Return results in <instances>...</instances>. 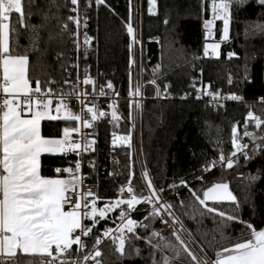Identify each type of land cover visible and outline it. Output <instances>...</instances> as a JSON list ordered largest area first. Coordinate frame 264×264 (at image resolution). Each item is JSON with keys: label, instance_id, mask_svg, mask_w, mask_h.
<instances>
[{"label": "snow or ice", "instance_id": "1", "mask_svg": "<svg viewBox=\"0 0 264 264\" xmlns=\"http://www.w3.org/2000/svg\"><path fill=\"white\" fill-rule=\"evenodd\" d=\"M93 4L97 8L101 5L107 7L106 0H83V6L82 0H63V4L50 0L45 11L40 0H0V264H24L25 261L27 264H103L101 246L105 242L122 259L140 257L141 249L135 244L131 252L127 248L133 240L146 246V259L150 264H264V220L257 224L253 219H243L239 211L243 205L229 183L214 182L208 187L203 186L205 173L211 174L218 166L231 170L240 166L241 158L245 166L258 157L264 160V112L257 115L249 110L244 118L242 134L237 126L239 122L232 126L231 151L225 155L218 143V157L207 160L200 169V175L194 176L201 183L200 188L193 187L183 178L167 188L157 187L147 170L139 178L140 183L135 182V173L130 172L126 183L118 188L115 199L102 201L92 188H85V177L81 175L84 153L95 152L96 141H89V134H82L81 128H92L95 121L108 115L101 110L99 98L109 97V93L119 96L111 81L98 84L86 63L93 39L86 30L88 10ZM252 4L261 10L260 19H264V0H200L205 40L203 57L220 56L221 42L229 40L235 12L246 10ZM128 5L129 17L125 25L130 38L128 104L129 107H139L141 100L138 98L143 97L145 85L139 79L133 83L132 69L138 67L140 73L144 70L135 52L137 45L142 46V41L137 38L131 23V0H128ZM148 5L149 13L155 14L156 0H148ZM53 7L57 12L63 8L71 13L66 19L54 17L60 23L61 36L69 35L75 53L73 63L62 65L67 77L62 82L31 75L30 55L44 54L39 47L41 32L53 19ZM37 12L41 23L32 25L31 18ZM218 21L223 26L220 41L215 40ZM168 23L169 20L165 19V24ZM70 24L75 25V31L69 27ZM82 27L85 31L81 41ZM23 33H28L29 47L20 51L19 39ZM257 33L264 36V23L246 25V37ZM12 41H15V46ZM81 53L85 62L82 70ZM140 55H143L142 47ZM235 55L234 52L228 53L229 59ZM62 58L63 53L56 54V60ZM199 59L201 57L194 54L193 64ZM69 69L76 73L75 83L70 79L72 71ZM159 69L160 65L152 69L153 79L147 83L154 86L157 96L167 98L170 85L165 84L161 89L157 84ZM244 78L248 79L247 68ZM228 82L232 83L231 76ZM88 85H91L90 92L82 87ZM190 86L197 100L210 97L208 103L215 108L224 107L223 101L255 107L248 106L243 96L236 93L225 95L202 80L193 79ZM69 98L78 102V112L69 106ZM258 103L264 109V97H260ZM117 104L116 100L108 104L112 109L110 123L120 119ZM42 121H63L69 125L75 123V126H65L58 130L57 135L45 136L41 133ZM250 127L261 134L249 131ZM112 135L114 147L122 144L131 146L130 134L124 136L113 132ZM75 136H81L83 143ZM245 137L248 142H244ZM70 154L77 157L74 162L68 160ZM42 157L60 161L61 166L48 169L52 176L42 174ZM88 164L92 171H96L94 161H88ZM262 178L264 165L257 169L255 175H247V187L253 188ZM181 188L189 193L187 203L181 200L177 205L164 199L169 192L176 193ZM249 199L245 197V202ZM101 202L102 207L99 206ZM225 204L233 209L231 213L223 210ZM178 206L190 209L184 215L198 224H202L205 217L211 218L215 227L210 232L194 234L176 215ZM143 208L147 210L142 212ZM134 214L141 215L142 219L133 218ZM157 221L170 229L168 236L162 234L163 230L152 227ZM109 222L115 227H109ZM237 228L240 229L239 236L228 234Z\"/></svg>", "mask_w": 264, "mask_h": 264}, {"label": "trees", "instance_id": "2", "mask_svg": "<svg viewBox=\"0 0 264 264\" xmlns=\"http://www.w3.org/2000/svg\"><path fill=\"white\" fill-rule=\"evenodd\" d=\"M63 4V0H58ZM41 8L47 11L50 0H40ZM106 6L99 8L93 4L90 10V34L93 36V50L87 62L90 65V74L98 83L111 80L119 83L126 78L129 62V36L125 23L128 21V0H106ZM200 0H158V14L155 17L146 15V0H144L143 14V52L146 71L153 77L152 69L160 65L159 85H170L169 91L173 99L156 102L146 101L143 117V141L146 163L152 180L157 187L167 188L180 179L190 181L195 188L201 183L194 179L200 175V169L207 160L218 155L219 143L225 153L230 151L231 128L239 122L249 110L261 115L264 109L259 104L255 107H246L242 103H232L219 110H212L203 103L193 100H183L180 95L190 90L193 71L190 69L193 55L202 51L203 26L200 19ZM33 11H36L35 9ZM53 19L46 30L41 32L42 40L39 47L41 55H30L31 75L40 79H54L63 81L67 78L62 65H69L73 61L71 39L68 34L61 36L60 23L54 18L60 16L66 19L69 12L63 9L57 12L52 8ZM207 15V14H205ZM261 10L252 4L246 10L235 12L230 26L229 41L221 44L220 56L217 59H207L203 62L204 74L217 84L224 85L231 76L233 82L231 90L244 96L245 100L264 96V36H245L246 25L256 22L264 23L260 19ZM165 19L169 23L165 24ZM32 25L41 23L40 13L31 18ZM222 22H217L215 37L219 39ZM52 37L50 40L49 37ZM158 40V43L155 42ZM15 46V41H12ZM20 51L29 47L28 33H23L19 39ZM229 52L236 55L226 58ZM63 53L61 60H56V54ZM247 68L248 79L245 80ZM71 71V69H69ZM146 93L152 94L148 88ZM61 122H44L42 134L45 136L57 135V128ZM116 126L106 123L98 124V137L93 161L96 171L91 170V179L97 183V194L103 200L114 199L117 188L126 183L130 172L135 173V182L140 183V174L136 162L130 156L127 148L112 151L109 144V134ZM123 129H126L123 127ZM43 175H52L49 168L61 166L58 159L42 157ZM264 165L259 157L244 165L241 158L240 166L231 170L217 167L212 173H205L204 187L214 182H227L230 189L240 199L243 207L239 210L244 220L253 219L257 224L264 220V178L249 189L247 175H255L257 169ZM170 168V175L167 170ZM112 173L113 175H109ZM243 174V175H241ZM239 177V178H238ZM175 199L173 200V196ZM245 197L249 201L245 202ZM172 203L179 205L189 200L187 190L181 188L176 193L169 192L165 197ZM223 210L231 213L232 208L227 204ZM185 211L179 206L176 215L180 217L184 226L194 234L210 232L215 225L212 219L205 217L202 224L184 215ZM137 219L142 216L135 215ZM164 225L157 221L152 227L162 230ZM141 235L145 233L141 232ZM229 235H240V229L229 231ZM165 236H168L165 234ZM208 239H211L209 234ZM141 249V256L135 258H121L113 247L105 242L101 246L103 264H150L146 259L148 250L141 241L133 240L127 245L131 252L132 245ZM27 264V261L24 262Z\"/></svg>", "mask_w": 264, "mask_h": 264}, {"label": "built area", "instance_id": "3", "mask_svg": "<svg viewBox=\"0 0 264 264\" xmlns=\"http://www.w3.org/2000/svg\"><path fill=\"white\" fill-rule=\"evenodd\" d=\"M131 3H132V13H131L132 19H131V23H132L133 28L135 29L137 38L140 41H142V46L141 45H137V47L135 49V52H136V59H137L138 62L142 61L143 66H144V70H143L142 73H140L138 67L132 69L133 83H135L137 81V79H139L141 81V83H143L145 85V87L143 89V92H144L143 97L142 98H138V99L141 100L140 106L139 107H136V106L129 107V104H128V101L130 99L129 95H128V93H129V66H128L127 67V71H126L125 80H122L119 83H115V82H113L111 80H107L104 83H98V84H106L108 81H111L112 84L114 85L115 91L119 93V96L117 97V96L112 95L111 93H109V97H101V98H99L98 103H99V106H100L101 110H103L106 113H108V115L105 116V117L100 118L97 121H95L94 122V126L92 128H83L82 127L81 128V133L82 134H84V133L89 134L87 136V139L89 141L95 140L96 143H97L98 124L99 123H106L109 126H111V125H114V123H116V125H117L116 129L111 131L110 134H109L110 148L112 149V151H114L116 149L127 148L129 150L130 156L132 157V159L137 164L138 171H139V174H140V177H141L142 173L145 170H147V172L151 176L149 168H148L147 163H146L145 150H144V141H143L144 104H145L146 101L161 102V101L173 99L174 95L169 91V88H168L167 98H164L163 95L157 96L154 86H152V85L147 83L149 80L153 79V77L151 75H149V73L146 71V68H145V65H144V52H143L144 0H131ZM82 6H83V0H82ZM90 10H91V8L88 10V25H87V29L86 30H87L88 35L93 38V36L90 34V17H89ZM69 14H71V13H69ZM128 17H129V14H128ZM126 23H125V25H126ZM69 27L73 31H75V25L74 24H70ZM80 31H81L80 39L82 41L83 40V35L82 34L85 31V29L82 27L80 29ZM215 39H217V38L215 37ZM129 42H130V38H129ZM155 42L158 43V40H155ZM202 42H203V45H204V43H205L204 37L202 39ZM71 45H72V55H73L72 63H73L74 59H75V53H74V50H73L72 41H71ZM93 46L94 45H93V39H92L91 46L89 48L88 59H87L86 63L89 60V56H90V53L93 50ZM141 47H142V52H143L142 57L140 55ZM196 56L201 57V59L196 60L194 62V64H193V61H192L191 65H190V69L193 71V76L191 78V82H192L193 79H196L197 81L202 80L204 84H211L213 90H220L225 95L230 94V93L238 94L237 92H234V91L231 90L230 87H231L232 83L229 84V82H228L229 78L226 81V83L224 85H222V84H217L215 81H213L212 79L207 78L205 76L203 62L205 60H207V59H217V57H214V56H209V57H206V58L203 57V46H202V51ZM226 58H229L228 54L226 55ZM84 64H85V62L83 61L82 53H81V70L83 69ZM201 69H203L202 77H201ZM71 71H72V76H71L70 79H71L72 83H75L76 73L72 69H71ZM263 81H264V75H263ZM232 82H233V78H232ZM157 84H158V82H157ZM197 86H200L199 83H198ZM82 87H86L89 92L91 91V85L82 86ZM148 88L152 89V94H150V95H148L146 93ZM161 89H163V86H161ZM186 93L188 94L187 98L183 99V100H193V101H197V102L203 103V104H205L206 106H208L210 109H212L214 111L222 109V108H224L225 106H227L229 104L238 103V102H234V101H223L224 107L215 108V107H212L208 103V101L210 100V97L205 96L201 100H197L196 97H195V92H194V90L192 88H190V90H188V91L183 92L180 95V98L182 99V97H184ZM238 95H240V94H238ZM260 97H264V96H257L254 99H250V100H245V98H244V100L247 101L248 104H259L258 101H259ZM113 100L118 101L117 114L120 117V119H119L118 122L110 123L109 121H111V111H112V109L108 107V104L111 101H113ZM68 103H69V106L72 108L73 111H77V112L79 111L80 106H79L78 102L75 101L74 98H69ZM85 115H87V113H85ZM245 116H246V114H245ZM245 116L243 117V120H242L240 126H238V129L241 132V134L243 132V122H244ZM58 122H61V123L59 124V126L57 128V134H58V130H62L65 126H75V123L69 125V124H67L66 122H63V121H58ZM123 127H125L126 129H123ZM249 131H257L258 135L261 134L258 130H255L252 127L249 128ZM113 132H115L117 135H124V136L130 134L131 135V140H130V145L131 146L129 147L128 144H122L120 146H115L114 147L113 144H112V139H113V135L112 134H113ZM74 138L77 139V140H81V142L83 143V140H82L81 136H75ZM244 142H248V138L247 137H245ZM96 143L94 145L95 149H96ZM251 147H252V145L249 142V148H251ZM230 151H231V144H230ZM94 153L95 152H91V151H89L87 153H84V159H83V163H82L81 175L83 177H85V182H84L85 183V188L86 189L87 188H92L93 191L97 192V183L91 179V173H90L91 169L89 168V164H88V161H93ZM227 154L228 153H225V155H227ZM216 157H218V155H215V156L211 157V159L216 158ZM76 158L77 157L75 156V154H70L68 156V160L73 161V162L75 161ZM65 166H66V164H65ZM66 175L67 174H65V176ZM118 188H117V190H118ZM117 190H116V195H117ZM115 198H117V196ZM99 206L102 207L103 206V202H101ZM146 210H147L146 208H143L142 212L146 211ZM112 215L115 216L116 214H112ZM135 215H137V214H134L133 218L137 219ZM108 226L109 227H115V225L112 224L111 222H109ZM98 227H100V226L98 225Z\"/></svg>", "mask_w": 264, "mask_h": 264}, {"label": "water", "instance_id": "4", "mask_svg": "<svg viewBox=\"0 0 264 264\" xmlns=\"http://www.w3.org/2000/svg\"><path fill=\"white\" fill-rule=\"evenodd\" d=\"M149 5H148V0H146V15L149 17H155L158 14V0H156V11L155 14H150L148 11ZM170 175V168L167 170V176Z\"/></svg>", "mask_w": 264, "mask_h": 264}, {"label": "rangeland", "instance_id": "5", "mask_svg": "<svg viewBox=\"0 0 264 264\" xmlns=\"http://www.w3.org/2000/svg\"><path fill=\"white\" fill-rule=\"evenodd\" d=\"M222 27L223 26H221V28H220V37H221V35H222ZM203 30V29H202ZM203 33V32H202ZM220 37H219V39H215L216 41H220ZM229 41V40H228ZM228 41H224V42H221V44L222 43H226V42H228ZM230 144H231V137H230ZM162 230H163V235H165V234H168L169 232H170V229H167V228H165V226H163L162 227Z\"/></svg>", "mask_w": 264, "mask_h": 264}, {"label": "crops", "instance_id": "6", "mask_svg": "<svg viewBox=\"0 0 264 264\" xmlns=\"http://www.w3.org/2000/svg\"><path fill=\"white\" fill-rule=\"evenodd\" d=\"M44 122H57V121H42V123H41V133H42V124L44 123ZM43 135V134H42ZM55 136V135H54ZM45 176H52V175H45ZM168 235V234H167Z\"/></svg>", "mask_w": 264, "mask_h": 264}]
</instances>
